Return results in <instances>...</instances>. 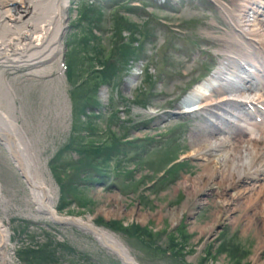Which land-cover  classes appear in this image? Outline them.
<instances>
[{"label": "rangeland", "instance_id": "rangeland-1", "mask_svg": "<svg viewBox=\"0 0 264 264\" xmlns=\"http://www.w3.org/2000/svg\"><path fill=\"white\" fill-rule=\"evenodd\" d=\"M229 31L215 0H71L61 54L43 66L0 65V92L6 76L59 215L91 216L141 264H259L258 222L247 230L240 209L215 234L200 231L226 198H193L180 220L168 215L186 199L179 183L203 170V160L178 159L205 123L169 111L224 57ZM0 183L12 264H123L91 234L35 216L1 143Z\"/></svg>", "mask_w": 264, "mask_h": 264}, {"label": "bare ground", "instance_id": "bare-ground-1", "mask_svg": "<svg viewBox=\"0 0 264 264\" xmlns=\"http://www.w3.org/2000/svg\"><path fill=\"white\" fill-rule=\"evenodd\" d=\"M70 1L0 0V65L43 66L61 54ZM217 3L232 26V31L223 37L226 55L214 73L197 84L179 106L180 113L200 112L206 117V123H200L201 127L191 133L194 146L188 155L203 160V170L179 183L186 199L171 208L168 215L177 222L193 198L196 204L203 199L205 202L199 203L202 205L206 196L213 193L236 202L234 208L223 201L214 211L212 221L199 229L213 235L227 212L240 209L249 219L247 230L254 221L258 222L259 245L254 260L264 264L260 255L264 249V83L245 81L254 79L252 74L264 73V0ZM1 83L4 86L0 92V143L24 178L34 215L51 221L63 219L56 208L52 180L46 175L47 165L18 118L12 85L6 76ZM212 124L223 128L212 129ZM215 203L218 205L216 200ZM258 215L260 220L255 219ZM76 219L94 224L91 216L88 220ZM108 236L109 241L121 245L114 235ZM9 242L10 232L0 218V264H12L10 254L4 252Z\"/></svg>", "mask_w": 264, "mask_h": 264}, {"label": "water", "instance_id": "water-1", "mask_svg": "<svg viewBox=\"0 0 264 264\" xmlns=\"http://www.w3.org/2000/svg\"><path fill=\"white\" fill-rule=\"evenodd\" d=\"M0 189H1V193H0V199H1L3 195L1 183H0ZM56 222L63 225H72L78 227L79 229L85 231L86 233L93 234L95 237H100L110 248L113 249V251H115L120 256L124 264H138L126 247H124L122 244L121 245L115 244L111 240L110 241L112 243L109 241L108 238L110 237L108 236V234L110 233H108V231H106L105 229L98 227L94 224L91 225L87 221L86 222L78 221L76 218L72 219V217H63V219H58L56 220Z\"/></svg>", "mask_w": 264, "mask_h": 264}, {"label": "trees", "instance_id": "trees-1", "mask_svg": "<svg viewBox=\"0 0 264 264\" xmlns=\"http://www.w3.org/2000/svg\"><path fill=\"white\" fill-rule=\"evenodd\" d=\"M39 257H43L42 259H44V260H46V258L42 255V253L39 251ZM21 257H23L24 258V256H23V254H22V256ZM28 258H29V260H31V257H30V255L28 256ZM24 260H25V258H24ZM27 260V259H26ZM43 261V260H42ZM29 262V261H28Z\"/></svg>", "mask_w": 264, "mask_h": 264}]
</instances>
